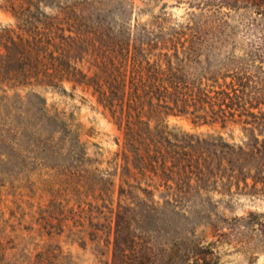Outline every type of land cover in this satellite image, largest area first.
Wrapping results in <instances>:
<instances>
[{
	"label": "rangeland",
	"instance_id": "374dc122",
	"mask_svg": "<svg viewBox=\"0 0 264 264\" xmlns=\"http://www.w3.org/2000/svg\"><path fill=\"white\" fill-rule=\"evenodd\" d=\"M231 1L135 0L132 23L220 21L238 56L264 45V15ZM3 5L0 32L16 27ZM167 123L179 138L217 130L180 115ZM117 140L121 131L87 87L0 88V264H264V184L251 178L247 186L210 180L186 190L183 183V195L164 185L156 205L129 200L136 214L118 236Z\"/></svg>",
	"mask_w": 264,
	"mask_h": 264
},
{
	"label": "trees",
	"instance_id": "16d2710c",
	"mask_svg": "<svg viewBox=\"0 0 264 264\" xmlns=\"http://www.w3.org/2000/svg\"><path fill=\"white\" fill-rule=\"evenodd\" d=\"M4 1L16 27L0 32V88L87 87L121 131L118 236L136 214L129 200L156 205L164 185L183 195V183L264 184V45L236 56L220 21L133 24L135 0ZM227 5L264 15V0ZM170 115L217 130L179 138Z\"/></svg>",
	"mask_w": 264,
	"mask_h": 264
}]
</instances>
